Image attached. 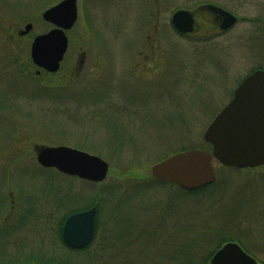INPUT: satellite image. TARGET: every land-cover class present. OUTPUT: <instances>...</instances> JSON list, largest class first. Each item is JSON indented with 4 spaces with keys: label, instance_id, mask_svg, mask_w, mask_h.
Segmentation results:
<instances>
[{
    "label": "rangeland",
    "instance_id": "obj_1",
    "mask_svg": "<svg viewBox=\"0 0 264 264\" xmlns=\"http://www.w3.org/2000/svg\"><path fill=\"white\" fill-rule=\"evenodd\" d=\"M61 1L0 0V264H168L187 213L197 216L194 226L214 229L225 209L237 210L251 233L249 253L264 264V168L223 173L214 162L216 179L227 184L215 205L205 193L188 195L152 175L177 151H209L206 129L242 80L264 67V0H78L58 76L38 75L33 65L30 78L23 63L35 37L54 28L44 12ZM207 4L228 9L238 24L215 35ZM180 9L197 13L195 33L173 28ZM28 24L32 30L21 35ZM42 146L100 156L108 176L94 183L43 168ZM94 204L96 238L72 253L58 223ZM132 219L151 222L152 232L120 233L119 223L132 226Z\"/></svg>",
    "mask_w": 264,
    "mask_h": 264
},
{
    "label": "water",
    "instance_id": "obj_2",
    "mask_svg": "<svg viewBox=\"0 0 264 264\" xmlns=\"http://www.w3.org/2000/svg\"><path fill=\"white\" fill-rule=\"evenodd\" d=\"M207 10L220 13L221 28L228 30L237 23L232 13L214 5ZM79 17L78 0H63L46 10L43 19L54 26L38 35L31 46V59L39 68L50 73L60 70L69 46L67 31ZM179 34L196 30L194 12L180 9L171 19ZM33 28L28 24L21 35ZM211 144V152L189 149L178 152L155 164L153 176L165 183H174L186 190H197L216 179L214 160L226 167L257 168L264 165V70L248 75L235 90L232 100L215 116L204 133ZM37 161L44 168L95 183L103 182L109 173V163L100 156L68 146H42L37 149ZM97 207L77 212L68 217L62 235L74 249L90 244L95 234ZM211 264H258L256 258L237 242L224 244L211 258Z\"/></svg>",
    "mask_w": 264,
    "mask_h": 264
},
{
    "label": "trees",
    "instance_id": "obj_3",
    "mask_svg": "<svg viewBox=\"0 0 264 264\" xmlns=\"http://www.w3.org/2000/svg\"><path fill=\"white\" fill-rule=\"evenodd\" d=\"M214 24L210 21L209 22V28L211 30H213ZM200 40V39H198ZM210 43V39L207 38H202L200 40V43L204 44H208ZM205 49H202L201 51V55H206ZM207 59V58H206ZM213 61V59H211ZM18 63V61H17ZM15 61L12 64H17ZM24 64V66H23ZM22 66L24 67V69L26 70L25 74H27L28 77L32 78L34 77V75L31 72V68L34 65L32 62L31 57H28V62L27 63H23ZM29 73V74H28ZM42 74H48L46 72H42ZM51 76H58L55 74H48ZM234 94V92H233ZM106 104V102H105ZM207 146L209 147V151L212 150V145L207 143ZM204 149V148H203ZM186 149H182L180 151H184ZM178 152V151H177ZM176 153V152H175ZM174 154V153H173ZM220 169H222L225 173L226 171H236V172H243L246 169H237V168H228V167H224L222 165H220ZM159 181V180H157ZM161 182V181H160ZM163 183V182H162ZM173 186H177L175 184H172ZM227 184H226V180L223 179L222 177L217 178L215 180V182L207 187L198 189V190H194V191H190V190H184L182 189V191H184L185 193H187L188 195H198L201 193H205L206 195L213 197V199H211L210 201L212 202V205H215L217 202H222L223 200H225V190L227 189ZM96 204L92 205L95 206ZM91 207V206H90ZM75 212V211H74ZM228 210H224V211H217V222L222 221L223 224H221V226L219 227H215L214 229H210L209 225L201 222V226L196 225L194 226V223H198L197 220L194 222L193 218L197 217L194 213L191 214V211L189 213H187L188 215H186V219L183 217V226L181 228V232L184 233V236L181 239V243L178 246H172L174 248L171 249V253L166 252L167 253V257H169V263L168 264H211V258L214 255V253L225 243L230 242V241H234V242H238L246 251L249 252L246 243V240L250 239V234L249 231L246 230V228H244L242 226V224H240V222H237L236 219L238 218L237 215V210H231L229 211V213H227ZM73 213V212H71ZM71 213L64 215L63 218L59 221L58 223V233H59V238L61 241V244L69 249L72 253H81L85 250H87L89 247L87 248H83V249H72L70 247H68L66 245V243L63 240L62 237V227L65 223L66 218L68 217V215H70ZM226 213V214H225ZM228 214V215H227ZM195 215V216H193ZM199 217L201 216L199 213L197 214ZM190 216V217H189ZM198 217V218H199ZM197 218V219H198ZM203 218V217H201ZM176 232V231H175ZM177 233H180V230L177 229ZM213 238H212V237ZM211 238V239H210ZM207 244V245H206ZM119 246V245H118ZM115 246L116 250L119 247ZM176 248V249H175ZM176 253V256L175 254ZM173 256V258H172ZM165 257V256H164ZM165 257V258H167ZM168 260V258H167ZM77 262V261H74ZM51 264H55L54 260L50 261ZM56 264H72L69 260L68 262H62V261H57Z\"/></svg>",
    "mask_w": 264,
    "mask_h": 264
},
{
    "label": "flooded vegetation",
    "instance_id": "obj_4",
    "mask_svg": "<svg viewBox=\"0 0 264 264\" xmlns=\"http://www.w3.org/2000/svg\"><path fill=\"white\" fill-rule=\"evenodd\" d=\"M209 5H214V4H209ZM214 6H216V7H220V6H218V5H214ZM204 8V11H207L208 12V14L210 15V18H211V22L214 24V27H213V30H214V32H215V35H223V34H225V33H227V31H229V30H231L234 26H236L237 24H238V22H239V17H237L235 14H233L231 11H229L228 9H225V8H223V7H220V8H222V9H224V10H226V11H228V12H230V13H232L233 15H235L237 18H238V20H237V23L234 25V26H232L230 29H228V30H223L222 28H221V24L223 23V17H222V15L220 14V13H216V12H213V11H209V10H207V7H206V5L203 7ZM197 14V13H196ZM195 18H196V30H197V27L199 26L198 25V21H197V15L195 16ZM196 30L193 32V33H195L196 32ZM262 30H264V27H262ZM261 33H262V35H264V31H261ZM192 34V33H191ZM37 68V67H36ZM256 70H264V67H260V68H257V69H255V70H253L252 72H254V71H256ZM42 71H45V70H40V69H37V74L38 75H40V74H42ZM260 168H264V165L263 166H260V167H257V168H246V170L245 171H248V172H254V171H256V170H258V169H260ZM67 176H69V175H67ZM71 177H74V176H71ZM76 178H78V177H76ZM81 179V178H80ZM84 180V179H83ZM157 180V179H156ZM85 181H88V180H85ZM160 181V180H159ZM163 183H165V182H163ZM166 184H170V185H172V183H166ZM178 186V185H177ZM180 187V186H179ZM180 188H182V187H180ZM183 189V188H182ZM92 207H97V213H96V218H95V222H96V227H95V234H94V238L92 239V241L90 242V244L89 245H87V246H85V247H83V248H87V247H89V246H91L92 245V243L94 242V239L96 238V235H97V232H98V230H99V227L101 226L100 225V212H99V208H98V206H91V207H89V208H85V209H79V210H77V211H75V212H73V213H71L70 215H68V217L69 216H71V215H73V214H75V213H77V212H81V211H84V210H87V209H90V208H92ZM68 217L66 218V220L68 219ZM136 219V218H135ZM135 219H132V220H130V221H133V222H135V224L134 225H132V226H128V225H126V224H124L123 222H122V224H124V225H121L120 223H119V226H122V227H124V228H120V229H123V230H121L120 231V233L121 232H123V233H127V234H133V232H136L137 231V233L139 234V235H141L140 233H144V234H146V232H148V231H150L151 230V232H152V229H150V226H152L151 225V222L149 223V224H144V223H138ZM152 219V218H151ZM66 220H65V222H66ZM153 224V223H152ZM156 231V230H155ZM67 245V244H66ZM68 246V245H67ZM68 247H70V246H68ZM71 248V247H70ZM83 248H81V249H83Z\"/></svg>",
    "mask_w": 264,
    "mask_h": 264
}]
</instances>
